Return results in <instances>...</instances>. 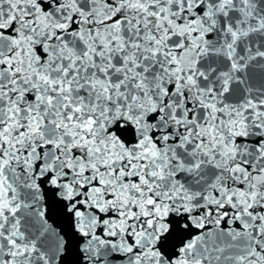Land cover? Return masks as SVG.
<instances>
[{"label": "snow or ice", "instance_id": "obj_1", "mask_svg": "<svg viewBox=\"0 0 264 264\" xmlns=\"http://www.w3.org/2000/svg\"><path fill=\"white\" fill-rule=\"evenodd\" d=\"M0 264H264V0H0Z\"/></svg>", "mask_w": 264, "mask_h": 264}]
</instances>
